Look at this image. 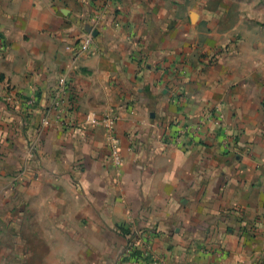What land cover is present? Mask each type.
Here are the masks:
<instances>
[{"label":"crops","instance_id":"1","mask_svg":"<svg viewBox=\"0 0 264 264\" xmlns=\"http://www.w3.org/2000/svg\"><path fill=\"white\" fill-rule=\"evenodd\" d=\"M252 9L0 0V264H264V21ZM110 111L119 165L87 120ZM130 238L148 253L116 261Z\"/></svg>","mask_w":264,"mask_h":264},{"label":"built area","instance_id":"2","mask_svg":"<svg viewBox=\"0 0 264 264\" xmlns=\"http://www.w3.org/2000/svg\"><path fill=\"white\" fill-rule=\"evenodd\" d=\"M93 36L89 34L86 38L81 39L80 47L82 50H88L92 44ZM4 50V44L0 39V52ZM67 80L65 78H61L59 82V87L55 93V98L53 101V105L51 110L56 114L57 119H61L67 112L68 108L65 107L64 96L67 93ZM71 101V100H70ZM33 103V102H31ZM70 104V102H69ZM67 108V109H66ZM87 120L92 122L93 124H100L106 128V130L110 134V143L112 148V159L116 162V164H120V142L115 134L116 126H117V116L116 113L110 111L107 113L102 120L96 118L95 114L87 116ZM45 125H48L49 122L44 121Z\"/></svg>","mask_w":264,"mask_h":264},{"label":"rangeland","instance_id":"3","mask_svg":"<svg viewBox=\"0 0 264 264\" xmlns=\"http://www.w3.org/2000/svg\"><path fill=\"white\" fill-rule=\"evenodd\" d=\"M247 2H248V7L253 8L252 10L256 13V15L259 17H262V20L264 21V0H247ZM131 239L132 238L127 239L126 245H123L120 247V256L119 255L117 256L116 261H122V263L131 261L132 256L137 252V248L139 247H141L142 253L143 252L144 254L148 253L147 251L148 248L146 244L133 242ZM14 262L15 261L12 260V264H14ZM17 263H18V260H17ZM48 263L49 264H64V260L62 259L51 260V259H42V258H39V259L24 258L22 260V264H48ZM73 264H78V261L74 260Z\"/></svg>","mask_w":264,"mask_h":264}]
</instances>
